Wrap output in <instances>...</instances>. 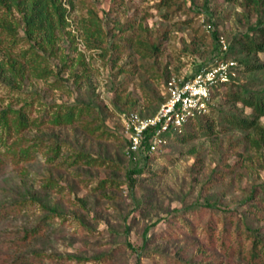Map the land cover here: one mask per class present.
Returning <instances> with one entry per match:
<instances>
[{"label": "rangeland", "instance_id": "obj_1", "mask_svg": "<svg viewBox=\"0 0 264 264\" xmlns=\"http://www.w3.org/2000/svg\"><path fill=\"white\" fill-rule=\"evenodd\" d=\"M63 1L70 14L53 42L28 37L16 13L17 46L0 47V116L25 109L36 123L0 147V264H252L224 253L216 238L240 219L264 236V214L252 213L264 198V150L233 149L242 133L222 129L186 144L167 138L150 161L131 162L120 115L153 118L170 76L236 62L234 41L250 32L256 12L245 0ZM132 34L162 44L161 56L126 50ZM215 35L225 37L227 53ZM237 67L241 85L264 81ZM226 102L221 96L214 105L229 112ZM71 110L74 123L54 124ZM29 148L32 159L17 158ZM136 169L143 172L131 174Z\"/></svg>", "mask_w": 264, "mask_h": 264}, {"label": "trees", "instance_id": "obj_2", "mask_svg": "<svg viewBox=\"0 0 264 264\" xmlns=\"http://www.w3.org/2000/svg\"><path fill=\"white\" fill-rule=\"evenodd\" d=\"M228 3L236 0H224ZM246 5L250 6L258 15L255 25L251 26L250 32L237 37L234 41L235 47L233 54L239 58L236 61L243 69L236 68L237 73H262L264 74V0H245ZM68 4L74 7L73 2L68 0ZM170 6L169 0L163 2L162 6ZM262 13H260V12ZM21 16V22L28 37L40 36L41 41L50 44L53 42L60 28L66 25V17L70 14L65 7L63 0H0V47L5 43L6 47L17 46V29L14 24L17 22L15 14ZM261 14V15H260ZM133 26H118L121 34L133 31ZM221 35H215L218 39L217 47L222 54L219 39ZM129 44L126 50L133 49L134 53L142 59H153L161 56L162 44L152 41L147 37H138L134 34L126 38ZM125 48L117 49L116 60L118 61L124 53ZM193 52L198 54L197 47H193ZM219 60H216V62ZM224 61V60H223ZM211 67V66H210ZM202 69V68H201ZM199 69L197 73L201 70ZM197 73L184 77L185 80L193 78ZM173 77L170 76L169 82ZM259 86V89L253 90L252 87ZM224 96L230 104L229 112L217 109L214 102L217 98ZM130 101H127V104ZM250 112H246L245 110ZM76 112L74 110L59 112L53 120L55 125H70L76 121ZM31 121L28 112L25 109L7 110L0 116V147H6L5 140H9L13 133L19 134L35 125ZM218 127L220 129L218 130ZM235 130L242 133L241 141H232L230 145L238 150L241 143L254 149L264 150V81H255L248 85H241L234 77L227 84L220 85L212 89L211 102L208 106L207 114L191 118L182 128L181 132H171L167 138L178 144H186L199 137V135L211 138L221 130ZM219 131V132H218ZM152 137L148 135L142 143V149L139 153L130 158L133 162L138 161L142 156L150 161L156 153L150 152ZM129 144V140H127ZM241 157L242 153L237 152ZM34 156L33 149H27L19 152L17 157L21 161H28ZM86 163L91 164L88 156L82 158ZM6 166V158L0 150V172ZM228 173H233V167ZM143 170H133L131 174L142 173ZM258 206L252 212L255 217L262 211L264 214V198L257 200ZM264 219V216H262ZM225 229L221 236L216 238L220 243L224 253L231 255L238 253L240 256H246L252 264H264V236L259 230H254L248 220L240 219L238 225L232 230V222H225ZM13 264H27L22 258H18Z\"/></svg>", "mask_w": 264, "mask_h": 264}, {"label": "built area", "instance_id": "obj_3", "mask_svg": "<svg viewBox=\"0 0 264 264\" xmlns=\"http://www.w3.org/2000/svg\"><path fill=\"white\" fill-rule=\"evenodd\" d=\"M219 42L222 53H227L225 37L221 36ZM235 66V61H217L214 66L203 67L189 80L172 78L167 85V99L153 118L142 119L137 113L123 112L120 118L129 140L127 155L133 158L139 153L148 135L152 137L150 152H158L166 145L171 132H181L191 118L207 114L212 89L229 83L236 76Z\"/></svg>", "mask_w": 264, "mask_h": 264}]
</instances>
